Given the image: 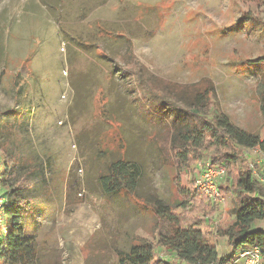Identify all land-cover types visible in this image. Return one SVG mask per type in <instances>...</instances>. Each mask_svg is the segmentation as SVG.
I'll return each instance as SVG.
<instances>
[{
	"label": "rangeland",
	"instance_id": "obj_1",
	"mask_svg": "<svg viewBox=\"0 0 264 264\" xmlns=\"http://www.w3.org/2000/svg\"><path fill=\"white\" fill-rule=\"evenodd\" d=\"M262 55V0H0V111L19 117L9 124L17 145L26 117L31 148L18 150L44 162L34 264H117L118 249L156 241L155 198L204 205L203 235L231 257L219 230L233 221L235 195L196 196L198 164L210 153L178 166L165 150L173 107L153 96L173 102L178 85L209 82L215 107L264 135L256 91L264 66L249 62ZM259 153L245 150L242 167H254L264 186ZM121 158L139 168L134 194L103 186Z\"/></svg>",
	"mask_w": 264,
	"mask_h": 264
},
{
	"label": "trees",
	"instance_id": "obj_2",
	"mask_svg": "<svg viewBox=\"0 0 264 264\" xmlns=\"http://www.w3.org/2000/svg\"><path fill=\"white\" fill-rule=\"evenodd\" d=\"M262 61L264 55L249 60L259 67L264 66L261 65ZM206 84L204 87L196 84L178 85L170 91L173 102H168L158 92L153 96L161 103L171 105L174 110L169 126L171 133L166 139L169 143L166 154L171 155L180 167L190 166L205 153H210L213 164L225 166L227 183L224 185V181L220 185L221 193L234 194L235 201L230 209L232 223L222 227L219 232L227 236L233 250L256 243L264 249V228L253 227L254 222L264 220V186L253 173L252 167H242L247 165L243 155L245 150L257 149L264 154V135L238 125L227 113L215 107L212 101L215 89L209 82ZM256 91L264 120V71ZM159 108L162 107L159 105ZM163 112L166 113V110ZM13 118L15 121L19 118L13 109L0 111V145L6 146L1 160L0 183L7 197L5 213L9 227L8 239L0 247V262L34 264L38 223L33 216V200L39 196L45 184L44 162L39 155L34 156V163L23 158L27 154H20L19 145L31 148V138L27 133V119L21 117L24 140L15 144L12 139L15 133L9 125ZM111 169L103 181L105 190L119 192L127 187L134 194L139 168L121 158ZM33 180H37L38 184L32 186L30 183ZM197 192L196 196L204 200L205 196ZM152 205L158 226L156 241L142 238L131 243L128 248L118 249L117 264L233 263L232 256L219 255L216 244L203 235L198 211L205 209L204 205H190L186 200L171 205L159 198H155ZM213 207L206 205L209 212H213ZM20 230L24 231L23 235L17 233ZM160 248L167 251V259L160 258Z\"/></svg>",
	"mask_w": 264,
	"mask_h": 264
},
{
	"label": "built area",
	"instance_id": "obj_3",
	"mask_svg": "<svg viewBox=\"0 0 264 264\" xmlns=\"http://www.w3.org/2000/svg\"><path fill=\"white\" fill-rule=\"evenodd\" d=\"M257 176L256 170L252 167ZM227 177L225 166L213 164L210 158L199 162L194 179L196 191L201 192L206 198L224 203L226 197L221 193L220 185ZM260 180V179H259ZM7 197L0 188V242H5L9 236V227L6 223L5 205ZM232 264H264V249L259 244L248 245L240 248L232 257Z\"/></svg>",
	"mask_w": 264,
	"mask_h": 264
},
{
	"label": "crops",
	"instance_id": "obj_4",
	"mask_svg": "<svg viewBox=\"0 0 264 264\" xmlns=\"http://www.w3.org/2000/svg\"><path fill=\"white\" fill-rule=\"evenodd\" d=\"M251 150H253V151H257V149H251ZM251 150H250V151H251ZM259 152H261V151L258 150V153H259ZM259 154H261V156H262V152L259 153ZM263 158H264V155H263ZM251 164H253V163L251 162ZM262 221H264V220H260V221H256V222H254V223H253V227H254V228L259 227L258 225H259V223L262 222ZM3 245H5V244H3ZM237 251H238V250H233V254H232L231 256L233 257V256L236 254Z\"/></svg>",
	"mask_w": 264,
	"mask_h": 264
}]
</instances>
